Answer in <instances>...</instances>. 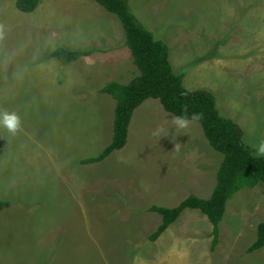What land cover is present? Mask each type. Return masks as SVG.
<instances>
[{"label":"rangeland","instance_id":"rangeland-1","mask_svg":"<svg viewBox=\"0 0 264 264\" xmlns=\"http://www.w3.org/2000/svg\"><path fill=\"white\" fill-rule=\"evenodd\" d=\"M157 1L129 8L167 44L172 72L182 76L183 87L211 93L219 115L241 129L244 145L256 156L253 145L264 140V0ZM95 6L121 34L108 44L103 35L90 36L100 47L92 53L94 61L101 60L100 71L88 65L87 91L76 94L79 71L73 63L57 75L55 59H50L54 64L39 59L58 47L72 49L78 31L66 20V28L56 27V18L21 14L15 0H0V112L14 108L21 120L15 135L0 128V201L10 203L0 212V264H264V248L246 252L264 223L262 182L227 201L213 250L209 222L191 209L149 240L161 223L149 209H172L193 196L181 164L162 159L168 142L198 135L192 151L222 159L197 123L176 128L157 100L135 109L124 148L101 162L81 164L112 137L115 101L93 94L107 83L101 73L110 71L111 79L125 84L138 72L123 46L118 19ZM179 27L182 34L171 35ZM96 28L108 30L99 23ZM26 73H35V81ZM44 87L47 99L32 97ZM15 88L20 97L13 99ZM46 101L52 102L53 115L41 114ZM61 139L62 148L56 147Z\"/></svg>","mask_w":264,"mask_h":264},{"label":"trees","instance_id":"trees-1","mask_svg":"<svg viewBox=\"0 0 264 264\" xmlns=\"http://www.w3.org/2000/svg\"><path fill=\"white\" fill-rule=\"evenodd\" d=\"M106 12L114 15L124 33V46L132 57L138 74L127 84L107 83L98 92L115 101L111 142L96 158L81 161L82 165L103 161L111 153L119 151L127 143L128 127L135 109L148 99L157 100L163 110L173 117L185 115L189 121L199 124L209 146L222 155L216 173V185L207 199L189 196L172 209L151 207L150 212L161 216V223L149 240L154 242L173 224L186 209L196 210L207 218L211 226V250L217 244L218 226L222 221L227 201L241 189L254 188L264 183V157L254 156L243 143L241 129L231 120L219 115L215 99L203 90L189 91L182 85V76L172 72L168 61V47L157 41L133 15L129 0H91ZM41 0H16L15 8L21 13L33 12ZM94 51H69L62 47L52 50L49 56L66 66ZM193 113L201 119L192 120ZM8 203L0 202V211ZM264 248V223L256 230V239L246 250L248 254Z\"/></svg>","mask_w":264,"mask_h":264},{"label":"crops","instance_id":"crops-1","mask_svg":"<svg viewBox=\"0 0 264 264\" xmlns=\"http://www.w3.org/2000/svg\"><path fill=\"white\" fill-rule=\"evenodd\" d=\"M144 1L145 0H129V7L132 6L136 9V7L138 5L141 6ZM95 5H96V3L92 2L91 0H41L38 7L31 13H33L32 15H40V18H42V19L56 18L57 19L56 27L63 26L64 28H66L68 25V23L65 22V20H66L70 23V26L75 31H78L79 37L73 41L74 44L69 45V46H73V47H70L72 49H67V48H64V49L71 50V51H76V50L96 51L97 48H100V47H97V43L89 41L90 36H96L97 34L103 35L101 40H104V42L108 44V43H113V40H115V41L118 40V37L121 34V32L113 29L112 24L109 21V19H111V18L101 14V12L96 8ZM181 11H183V9H181ZM19 13H21V12H19ZM31 13H21V14H31ZM110 15H112V14H110ZM112 16H114V15H112ZM96 23H99L100 26L106 25L108 27V30L105 32H102V31L99 32V30H97V28H96ZM181 29L182 28L179 27L177 29L172 30L171 35L172 34H182L183 31H181ZM90 30H92L91 33H89ZM92 38H94V37H92ZM60 42L63 43V41H61V40H60ZM65 44H66V42H65ZM55 45L60 46L58 44H55ZM123 46H124V41H123ZM103 51L104 52H110V53L112 52L111 50H106L105 48L103 49ZM124 51H126V50L124 49ZM110 53H108V54H110ZM128 53H129V51H128ZM108 54L104 53V55H108ZM47 55L48 54H46L44 56L41 53L40 57L43 56L44 58L43 59L40 58L39 62H46V63L48 62V64H54L55 62H52V60H50L53 58H51V57L45 58ZM93 56L97 58V56L95 54H91L88 56H83L82 58H79L77 61H75L73 63L74 66L72 67V69H75L77 67L78 68L77 71H79L77 74L78 75L77 80L79 82H75V87L79 90V92H75L76 94H84L85 92H81L82 89L87 91V89H85L84 87L86 85V82L89 79V76H91V72L89 70L85 73V68L88 67V65H89V68L91 66L95 65V68L97 69V71H100V69H98L96 67V64L98 63V65H100L101 60L98 58V60L96 59L97 61H94ZM37 59H34V60H32L28 63H24V64L33 63ZM130 60L132 62V57L130 58ZM168 61H169V57H168ZM169 63H170V61H169ZM24 64H19L18 66L23 67ZM54 65H57V66H54V68L57 72V75H58V73L63 71L64 68L62 66H64V65L60 64L58 61ZM120 66H122V65H120ZM135 69H136V67H135ZM136 71H137V69H136ZM137 74H138V72H137ZM14 75H16L15 72H14ZM26 75L31 76V79H32L31 82L35 81V76H36L35 73H32V74L26 73L24 75V77H26ZM101 75H103L105 78L104 82H107V83L116 82L118 84L124 85V80H120L117 78L115 80L111 79L110 71H107L106 74L101 73ZM21 76L22 75H20L19 76L20 78H18V79H21V80L24 79L23 76L22 77ZM57 78L58 77H56V79ZM60 79H61V75L57 79V80H59V82L57 83L58 88L61 84ZM127 83H125V84H127ZM17 84L18 83L15 82V85H17ZM46 88L47 87H44L42 92L31 93L32 97L34 98V97L40 96L41 99H44V98L47 99L49 97V94H48L49 91H46ZM24 89H26V88H24ZM100 89L93 90V94H97V92ZM17 93H18V89L15 88L13 91V94H12L13 99H15L17 97ZM19 97H20V94H19ZM52 97L57 98V95L52 94ZM26 98L33 99L31 97H26ZM30 105L31 104L29 103L28 106H30ZM8 109L10 112H14V108H8ZM53 113H54V110L52 107V102L48 103L46 101V106L41 107V114L53 115ZM135 114H136V112L132 115L130 121L133 120ZM131 123L132 122H130V124H129L130 126H131ZM130 126L128 127V129H130ZM76 130L78 131V129H76ZM74 135L75 134L73 133V136ZM195 136H197V137H195ZM127 137H128V134H127ZM195 138H200V136L192 135L189 138V140L186 139V140H176V141L168 142V147L166 149H163V151H162L165 154L164 156H162V159H165V157H166V158L171 159V162H175V161L179 162V164H181L180 169H182V171H184V172L186 171V173H188V176H189V180H188V184H187L189 186V188H187V189L193 194V196H195L199 199L204 198V200H207L211 196V194L215 188L216 173H217V170H218V168L222 162V159L219 162V159L215 158L212 154H210L206 151L199 150L197 148H195V150L193 152L192 147L196 145ZM75 141L78 143V139L75 138ZM55 142H56V147L62 148V139L60 140V142H58L56 140H55ZM58 143H61V145H59ZM175 145L178 146V150L175 148ZM103 149L100 151V153L103 151ZM100 153L98 155H100ZM171 153H173L175 155H173V154L171 155ZM97 156L91 157V156L87 155L86 157L81 159L80 162L87 160V159L96 158ZM84 166H86V165H84ZM184 166H185V168H184ZM0 202H2V201H0ZM5 203H8V207L10 206L9 202H5ZM227 208H228V206H226V208H225L224 215L227 212ZM221 222H223V219ZM219 232L221 233V231H219Z\"/></svg>","mask_w":264,"mask_h":264},{"label":"clouds","instance_id":"clouds-1","mask_svg":"<svg viewBox=\"0 0 264 264\" xmlns=\"http://www.w3.org/2000/svg\"><path fill=\"white\" fill-rule=\"evenodd\" d=\"M201 114L193 113L192 120L201 119ZM189 120L185 115H178L173 118V124L176 128L183 129L188 126ZM21 127L20 117L15 112H0V128L5 129L8 133L15 135ZM178 150V146L175 145ZM255 149V155L257 157H264V140H261L258 145H253Z\"/></svg>","mask_w":264,"mask_h":264}]
</instances>
